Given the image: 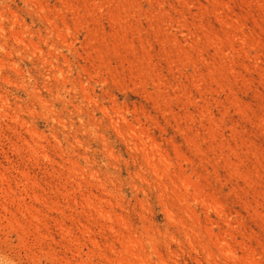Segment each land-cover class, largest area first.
Instances as JSON below:
<instances>
[{"label":"rangeland","instance_id":"rangeland-1","mask_svg":"<svg viewBox=\"0 0 264 264\" xmlns=\"http://www.w3.org/2000/svg\"><path fill=\"white\" fill-rule=\"evenodd\" d=\"M0 264H264V0H0Z\"/></svg>","mask_w":264,"mask_h":264}]
</instances>
